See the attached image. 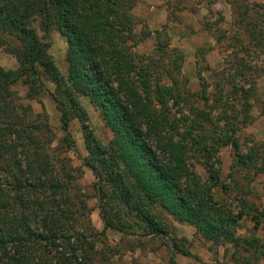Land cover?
Here are the masks:
<instances>
[{"label":"trees","instance_id":"trees-1","mask_svg":"<svg viewBox=\"0 0 264 264\" xmlns=\"http://www.w3.org/2000/svg\"><path fill=\"white\" fill-rule=\"evenodd\" d=\"M136 4L137 0H0V46H10L19 62L16 71L0 65V264H97V234L135 230L168 236L166 214L193 225L206 239L264 252L262 239L237 235L244 211L234 213L217 198L218 188H233L212 160L222 147L231 146L236 155L233 168L237 174L247 169L248 175L228 176L242 194H251V170L264 173V146L262 164L257 165L250 150L242 151L237 133L252 122L255 83L242 70L241 79L228 78L229 99H224L221 85L213 98L206 90H184L179 78L182 53L160 41L157 56L144 58L133 51ZM37 19L45 36L57 30L67 42L65 74L50 54L49 43L37 34ZM161 36L162 31H156L157 40ZM251 36L253 42L263 41L264 27L253 29ZM158 56L162 60L157 61ZM43 77L55 84L52 98L61 113L64 137L57 146L47 113H35L13 89L22 82L28 98L35 99L44 88ZM190 96L206 103L213 100L223 107L221 115L215 119L211 110L208 114L192 105L193 118L172 120L168 107L188 105ZM82 97L90 99L112 132L107 144L90 129ZM229 110L235 114L228 115ZM75 119L82 123L88 151L83 164L96 178L101 232L90 219L92 195L79 187L80 171L67 155L76 147L71 134ZM197 152L205 158V179L190 161ZM260 218L264 206L253 215L256 228L262 224ZM173 240L179 253L189 254L180 248L179 239Z\"/></svg>","mask_w":264,"mask_h":264},{"label":"rangeland","instance_id":"rangeland-1","mask_svg":"<svg viewBox=\"0 0 264 264\" xmlns=\"http://www.w3.org/2000/svg\"><path fill=\"white\" fill-rule=\"evenodd\" d=\"M133 14L137 19V44L133 51L144 58L157 56L158 45L162 42L169 44V50L175 49L182 53L184 60L179 78L184 90L199 94L206 90L207 95L211 97L221 85L225 91L224 99H229L228 78L241 79L239 71L242 70L250 77L251 83H255L257 88L250 100L253 104L252 122L242 127L237 135L242 151L250 150L255 155L257 165H261L260 153L264 146V40L253 42L251 33L255 28L258 31L264 27V0H137ZM34 26L43 41L49 43L50 54L60 71L65 74L67 42L57 30L45 36L41 19H37ZM143 31L151 32V36L143 37ZM156 31H162L158 40ZM158 60H162V57L158 56ZM239 63L244 65L243 69ZM0 65L13 71L19 68L17 57L12 53L10 46H0ZM239 79L235 82L240 83ZM42 80L44 88L35 99L28 98V87L22 82L14 85L13 89L25 104L32 106L35 113H47L53 130L54 146H57L62 142L64 131L61 113L52 98L55 84L49 77H43ZM164 81L168 83L166 77ZM197 98L198 96L188 97V105L174 106L171 103L168 108L172 120L181 121L183 115L193 118L189 111L192 105L208 114L211 110L209 115L215 119L219 113L221 115L223 107L216 106L211 99L206 103L205 100L200 101ZM81 100L89 115L90 129L98 139L107 144L112 138V132L106 127L100 111L89 98L82 97ZM234 114L229 110L228 115ZM71 134L76 147L67 155L71 164L80 171L76 173L79 187L92 195L89 199V206L92 208L90 219L95 230L101 232L104 223L94 189L96 178L83 164L88 151L83 126L78 119L71 123ZM235 159V151L231 146L222 147L212 158L214 162L217 161L215 168L221 171L226 185L233 188L228 192L218 188L217 198L234 213L244 211L237 235L243 239L258 237L264 245V218H260L262 224L259 228H256V220L253 219V215L262 212L264 206V173L259 174L254 169L251 170V180L243 181L246 188L249 184L251 194L244 195L235 188L228 176L237 172V168H233ZM190 161L192 167L204 179L208 177L209 174L202 164L205 158L201 153L197 152L195 158ZM247 173L248 170L244 169L236 174L243 177L248 175ZM243 199L247 201L246 204L242 203ZM252 207L259 210L255 211ZM165 218L169 225L168 236L147 235L135 230L126 233L108 230L106 234H97V264H264V252L258 247H248V250H244L236 249L231 243L223 245L206 239L193 225L177 222L168 214ZM169 236L179 239L177 243L180 248L183 247L189 254L179 253L174 247L175 240Z\"/></svg>","mask_w":264,"mask_h":264}]
</instances>
